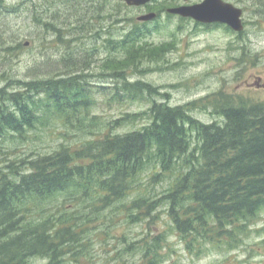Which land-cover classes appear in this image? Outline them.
Instances as JSON below:
<instances>
[{
	"label": "trees",
	"instance_id": "16d2710c",
	"mask_svg": "<svg viewBox=\"0 0 264 264\" xmlns=\"http://www.w3.org/2000/svg\"><path fill=\"white\" fill-rule=\"evenodd\" d=\"M80 1L86 18L98 15L103 22L105 11L98 6L106 0ZM56 5V0H44L41 7L53 17L44 26L58 41L73 44L98 29L89 27L81 12L73 29L58 24ZM118 15L106 18L110 27L125 26L121 36L106 40L120 55L112 75L123 84L114 95L122 101L145 100L150 107L111 121L103 132L93 128L85 133L94 135L91 140L62 142L52 152L0 165V264H31L34 258L46 259V264L67 259L86 264L90 231L106 233L98 226L110 222L112 214L130 223H154L126 247L142 252L139 264H159L168 256L171 230L193 255L211 246L235 249L264 210V102L235 104L220 96L213 106L223 122L206 123L189 106L162 101L167 93L158 86L130 81L125 74L131 67L133 73L140 72L148 55H162L142 42L153 27L135 18L113 21ZM89 51L80 48L77 55L88 57ZM76 53L67 51L63 58L72 63V71L66 65L65 72L58 70L50 78L0 86V154L7 136L20 142L52 117L83 131L87 120L95 127L101 123L90 115L88 68L77 64ZM142 120L137 129L116 131ZM162 209L164 228L157 225Z\"/></svg>",
	"mask_w": 264,
	"mask_h": 264
},
{
	"label": "rangeland",
	"instance_id": "374dc122",
	"mask_svg": "<svg viewBox=\"0 0 264 264\" xmlns=\"http://www.w3.org/2000/svg\"><path fill=\"white\" fill-rule=\"evenodd\" d=\"M56 1L58 13L55 22L66 23L68 29H73L74 18L81 12L85 21H89V27L98 29L67 45L58 41L55 33L45 29L44 23L53 17L45 8L42 9L44 0H0V86L13 88L35 78H50L58 70L65 72L66 65L72 71L74 68L69 66L72 63H66L63 58L67 51L77 50L75 59H80L77 64L88 68L85 86L92 100L90 115L101 123L95 127L91 120H87V130L83 131L52 117L49 123L40 125L28 134L30 137L20 142L13 135L7 136L0 154V165L7 159L52 152L62 142L74 145L91 140L94 135L85 133L93 128L103 132L111 121L113 123L119 117L148 110L150 103L145 100L122 101L114 95L118 86L123 84L112 75V65L120 55L109 49L111 47L106 40L111 36L118 38L124 32L122 23L110 27L112 22L109 18L117 13L119 15L113 17V21L122 17L137 20L138 16L150 11L160 12L156 19L149 21L153 29L142 42L151 52L157 51L162 55H148L141 62L140 72L133 73L131 67L125 74L130 81L142 80L158 86L161 92L167 93V98L160 97L162 101L173 106H189L190 113L206 123L223 122V117L213 106L220 96H228L235 104L264 101V0H224L243 9L246 25L243 33L234 32L222 24L205 26L189 18L168 15L165 8L184 4L181 0H154L153 4L143 7H128L123 0H106L105 4L98 6L105 11L103 22L93 14L88 16V20L80 0ZM202 1L191 0L190 3ZM108 15L110 17L106 19ZM80 48L82 51L92 50L85 58L77 55ZM144 123L142 120L136 124H122L116 131H131ZM160 212L157 225L164 228V210ZM115 215H111L110 222L105 220L98 226L106 233L90 231L86 264L141 262L142 252L139 249L127 251L126 247L152 230L154 223L146 220L130 223L123 220V216ZM117 218L118 226L115 225ZM250 230L237 248L228 250L211 246L200 256L187 253L180 237L171 230L167 235L168 256L159 264H264V210ZM46 262V259L34 258L31 264ZM62 264L81 263L67 259Z\"/></svg>",
	"mask_w": 264,
	"mask_h": 264
},
{
	"label": "water",
	"instance_id": "95a60500",
	"mask_svg": "<svg viewBox=\"0 0 264 264\" xmlns=\"http://www.w3.org/2000/svg\"><path fill=\"white\" fill-rule=\"evenodd\" d=\"M151 1L152 0H125L130 6H142ZM168 12L183 17H191L202 23H225L238 32L244 29L242 19L243 10L224 0H204L196 4H185L171 7L168 9ZM156 16V13L150 12L141 15L138 19L148 21L154 19Z\"/></svg>",
	"mask_w": 264,
	"mask_h": 264
}]
</instances>
